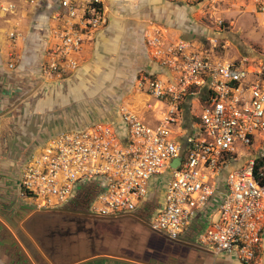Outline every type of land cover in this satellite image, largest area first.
Returning a JSON list of instances; mask_svg holds the SVG:
<instances>
[{"label": "built area", "instance_id": "1", "mask_svg": "<svg viewBox=\"0 0 264 264\" xmlns=\"http://www.w3.org/2000/svg\"><path fill=\"white\" fill-rule=\"evenodd\" d=\"M248 1L264 13V0ZM24 2L45 17L39 77L51 83L72 77L84 44L108 24L104 1ZM15 12L14 3H0V18ZM19 37L8 33L12 44ZM143 38L162 72L137 82L148 99L144 114L121 105L115 123L49 136L25 156L16 195L37 213L89 199L90 216L121 219L147 209L158 191L159 206L147 228L250 264L264 236V62L213 57L191 40L169 39L153 21ZM15 64L10 56L7 68ZM189 98L199 107L198 127L182 140L175 129ZM240 146L253 149L252 155L237 158ZM175 160L180 162L173 168Z\"/></svg>", "mask_w": 264, "mask_h": 264}, {"label": "rangeland", "instance_id": "2", "mask_svg": "<svg viewBox=\"0 0 264 264\" xmlns=\"http://www.w3.org/2000/svg\"><path fill=\"white\" fill-rule=\"evenodd\" d=\"M122 1L123 6L118 5L115 9V18L118 22L116 27L131 31L129 33L132 38L122 35L118 42L114 41L111 46L109 45L110 50H100L99 54L93 50L80 69L64 81L51 83L42 80L38 74L39 61L28 71V76L21 78L24 85L20 90L16 89V84L6 89L9 95L7 99L12 102H6L2 111L10 112L15 109V105L11 107L19 98L24 96L30 98L27 104L20 108V114L17 108L18 111L15 112L19 115L17 114L14 120L9 119L11 115L8 114L9 120L0 123L4 134L0 137V200L3 199L0 201V219L17 239L20 233L25 236L29 242V245L24 247L27 253L31 250V240L34 239L30 235L28 239L22 226L29 216L7 212L10 208L19 207L4 202L16 194L13 187L9 186V180L14 179L13 167L19 159L17 146L22 150L20 155L22 158L28 149L42 143L56 132L95 122L115 123L118 118L116 111L121 105L133 107L142 114V111L138 110L139 104L141 103L143 108L148 100L138 89L137 82L143 75L150 74L148 63L151 59L149 56L147 58L148 54L144 52L145 47L138 36L142 31L144 35L146 23L156 22V18L151 15L152 17L146 19V13L143 15L140 9L136 11L137 1ZM169 2L173 3L177 12H184H181L180 17L178 14L173 17L175 29L182 34L186 31L187 35H191L187 39L196 43L194 45L198 49L225 60L246 59L248 63L264 62V13L254 9L252 2L248 0ZM183 18L187 23L180 24L177 19ZM167 37L171 39L168 34ZM43 98H51L54 103L56 100L58 102L44 112L38 106ZM192 100L189 98L183 105L179 128L175 129L182 140L184 133L194 132L198 127L195 115H198L199 107L194 100L192 104L189 103ZM85 117L89 121L80 122L79 118ZM145 117H148V114ZM8 132H12V136H9ZM238 151L237 158L241 159L252 155L253 149L240 146ZM160 196L161 194L155 191L149 198L146 204L149 210L157 209ZM28 229L38 238L56 245L53 257L56 264H73L93 254L117 256L144 264H237L232 257L213 255L208 247L201 251L193 248L191 244L189 246L192 247H189L186 243L168 240L164 235L153 232L146 225H139L130 218L97 219L91 216L81 221H67L60 217L43 216L31 220ZM4 239L11 244L8 237L4 236ZM35 251L40 255L39 248ZM1 255L0 252V260ZM87 263L89 262L83 264ZM96 264L125 263L98 259ZM250 264H264V250H260Z\"/></svg>", "mask_w": 264, "mask_h": 264}, {"label": "crops", "instance_id": "3", "mask_svg": "<svg viewBox=\"0 0 264 264\" xmlns=\"http://www.w3.org/2000/svg\"><path fill=\"white\" fill-rule=\"evenodd\" d=\"M12 2L16 5V12L7 18H0V123L2 124L3 121H7L9 119L14 120L17 117V114L21 113L20 108L23 107V105H26L27 102L30 100V98L24 96L22 98H19V100L12 105L11 108L15 105V109L8 112L9 110L2 111L5 103L12 102L7 97L9 96L6 89H10L13 84H16V89L20 90L21 86L24 85L23 79L26 76H28V71L40 60V56L42 54V34H41V25L45 22V17L41 11H39L37 8H34L33 6L26 5L24 0H0V3L3 2ZM107 15H108V24L107 26L99 31L97 34L93 36V38L90 41H87L84 44L83 50H82V59H81V65H83L85 59H87L93 50L100 53L99 51H105L110 50L109 45L116 41L118 42V39L121 38L122 35L131 36L126 28L121 30V27L118 29L116 27L117 25V19L115 18V9L116 6L121 5L123 6L122 0H103ZM137 1L136 5V11L141 10L143 12V15H146V19H149L151 15H154L156 18L157 24L164 27L167 31V34L169 37L173 40L176 39H183V40H191L187 39L190 38L191 35H187V32H183L184 34L180 33L178 30L175 29L176 23L173 19L177 14L179 17L181 16L180 13L177 12L175 7H173V3L169 1L173 0H135ZM139 3V5H138ZM125 5V4H124ZM126 6V5H125ZM195 12V11H194ZM193 12V13H194ZM184 13V12H183ZM186 13V12H185ZM175 14V15H173ZM189 17V15H187ZM152 17V16H151ZM190 18V17H189ZM188 19V18H187ZM180 21V24L187 23V20L185 18L183 19H177ZM169 30V32H168ZM10 31H15L20 34V37L15 41V43H11L8 39V33ZM181 31V30H180ZM182 32V31H181ZM141 39V42L143 43L144 47V35L143 31L140 36H138ZM110 45V46H111ZM146 49H144V52ZM147 54V51H146ZM13 56L16 59V68L14 70H9L7 68V62L9 61V57ZM148 58V55H147ZM149 69L150 73H159L162 72L157 68V66L152 63L150 60L149 63ZM79 67V69H80ZM58 83V82H57ZM58 100L53 102L51 98H43L40 100V103L38 106L41 108V111L46 112L48 109H51L57 104ZM7 104V103H6ZM137 104V103H135ZM19 111H18V109ZM138 110L144 111L141 107V103L139 104ZM15 111H18L16 113ZM10 114L11 116L7 117V115ZM18 114V115H19ZM19 118L21 116H18ZM7 119V120H6ZM81 121H89L88 118H79ZM85 125H77V127H84ZM9 136H12V132L7 133ZM3 131L0 128V137H3ZM239 163H236L233 165V167H237ZM12 199H9L8 201H4L5 203H8L10 205H19L17 203L18 199H15V194L12 195ZM14 198V199H13ZM3 200V199H1ZM0 200V201H1ZM17 200V201H16ZM20 208V207H19ZM10 208L7 212H16L20 209ZM190 240L188 239L187 242ZM184 243V242H183ZM186 245L189 246V243H186ZM264 250V236L261 244V249ZM237 264H240L237 262Z\"/></svg>", "mask_w": 264, "mask_h": 264}, {"label": "flooded vegetation", "instance_id": "4", "mask_svg": "<svg viewBox=\"0 0 264 264\" xmlns=\"http://www.w3.org/2000/svg\"><path fill=\"white\" fill-rule=\"evenodd\" d=\"M29 150L30 149H28L25 152V154L22 156V158H20L22 150L19 149V146H17V151H19L18 152L19 159H17L16 162L14 163V167H13L14 168L13 170L14 179L9 180V186L13 187L14 192L15 191L17 192L19 172H20L22 163L24 162L25 156L27 155ZM88 202H89V199L75 200L73 203L69 204L67 207L60 209V211L55 214L41 215V214H36L37 212L33 211L32 208H30L29 206H26L23 202H21L18 199L17 203L19 204L18 207H20L18 209L20 210L16 212L21 216L25 214L29 216V219L25 221L22 227H23V230L26 232V236L30 235L34 239V241L30 239L32 241V243L30 244L31 250H28V253H27L24 247L26 248L29 245V242L25 238V236L20 233L18 239L23 240L22 242H20L17 239V237L13 235L9 227L0 219V222H2L7 227L6 228L7 230H6L0 226V248H4V250H0L2 254L1 255L2 259L0 260V264H56L55 259L53 258L54 249L56 245L50 244L42 238H38L37 235L33 234V232L28 229V223L31 220L36 219L37 217L40 218L43 216L60 217L63 220L65 219L67 221H71V220L81 221L83 219L91 217L88 211V204H89ZM153 213H154V210H149V208L145 210L140 209L134 212L132 215L125 216L124 218H130L131 220L134 219L135 222L139 225H146L145 223L149 221V219L153 216ZM4 236L10 239L11 244H9L4 239ZM28 239H29V236H28ZM189 247H192V246H189ZM36 248L40 249L41 251L40 255L37 254V252L35 251ZM193 248L195 247L193 246ZM42 251H43V254H42ZM94 255L95 254H93L90 257H93ZM97 260L98 259L91 260L87 264H96Z\"/></svg>", "mask_w": 264, "mask_h": 264}, {"label": "water", "instance_id": "5", "mask_svg": "<svg viewBox=\"0 0 264 264\" xmlns=\"http://www.w3.org/2000/svg\"><path fill=\"white\" fill-rule=\"evenodd\" d=\"M179 162H180L179 160H175L171 164V166L173 168H175V167H177L179 165ZM59 211L60 210L50 211V212H40L38 214H41V215H50V214H55V213H57ZM0 226L3 227L4 229L7 228L2 222H0ZM94 259H103V260L121 262V263H125V264H144V263H141V262H138V261H133V260H130V259H124V258H121V257L111 256V255H94L93 257H89V258H86V259H82V260H80V261H78L76 263H73V264H83V263H86V262H90L91 260H94Z\"/></svg>", "mask_w": 264, "mask_h": 264}]
</instances>
